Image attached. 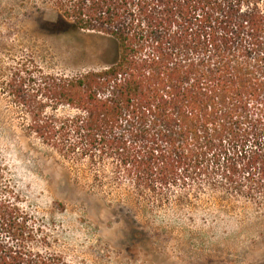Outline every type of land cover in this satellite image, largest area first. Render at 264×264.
I'll use <instances>...</instances> for the list:
<instances>
[{"label":"trees","instance_id":"trees-1","mask_svg":"<svg viewBox=\"0 0 264 264\" xmlns=\"http://www.w3.org/2000/svg\"><path fill=\"white\" fill-rule=\"evenodd\" d=\"M53 4L46 28L99 33L115 57L73 76L12 73L29 134L88 161L101 188L128 183L156 204L205 190L264 196V0ZM20 201L0 165V264H67L37 250Z\"/></svg>","mask_w":264,"mask_h":264},{"label":"rangeland","instance_id":"rangeland-1","mask_svg":"<svg viewBox=\"0 0 264 264\" xmlns=\"http://www.w3.org/2000/svg\"><path fill=\"white\" fill-rule=\"evenodd\" d=\"M57 14L53 0H0V165L35 217L37 250L67 264H264V196L205 190L156 204L128 183L101 188L88 161L25 130L12 73L73 76L115 57L99 33L51 32Z\"/></svg>","mask_w":264,"mask_h":264}]
</instances>
